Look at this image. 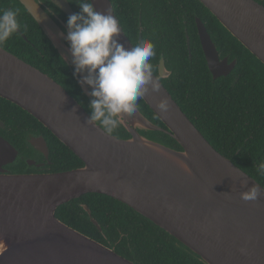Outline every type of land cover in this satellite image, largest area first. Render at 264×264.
I'll return each mask as SVG.
<instances>
[{
    "label": "water",
    "instance_id": "95a60500",
    "mask_svg": "<svg viewBox=\"0 0 264 264\" xmlns=\"http://www.w3.org/2000/svg\"><path fill=\"white\" fill-rule=\"evenodd\" d=\"M51 1L67 17L73 14L66 0ZM198 1L264 65V7L253 0ZM23 2L73 74L70 45L60 35H66V24L54 22L32 0ZM93 2L97 11L115 16L110 0ZM196 25L213 78L226 75L234 62H219L199 19ZM118 39L133 47L123 31ZM170 73L161 59L159 75L153 74L159 91L149 86L142 98L165 129L138 107L120 126L129 137L114 136L88 122L90 116L59 84L0 48V98L31 115L82 163L54 174L0 170V264H133L55 217L59 206L86 193L125 204L202 264H264V192L255 201L240 197L253 184L262 186L196 129L162 85ZM79 78L74 76L90 102L91 89L82 87ZM164 100L168 107L161 111L158 105ZM144 131L164 132L180 149L146 137ZM15 156L0 138V163Z\"/></svg>",
    "mask_w": 264,
    "mask_h": 264
},
{
    "label": "trees",
    "instance_id": "16d2710c",
    "mask_svg": "<svg viewBox=\"0 0 264 264\" xmlns=\"http://www.w3.org/2000/svg\"><path fill=\"white\" fill-rule=\"evenodd\" d=\"M110 2L119 25L133 45L138 44L139 31L142 40L151 39L156 45V55L149 61L154 73L160 54L163 53L164 58H169L170 65H167L171 68L172 75L169 80H164L163 84L172 92L177 104L196 129L218 153L231 160L264 188V176L256 172V167L264 160V65L231 36L198 0ZM195 16L205 24L212 38L216 37L218 44L228 43L232 46L238 57L234 73L238 79L234 84L232 78H221L213 82L205 62L201 59L196 64V56L193 53L194 45L198 44ZM185 30L189 37L191 60L188 59ZM40 35L44 45L56 59V69L59 68L63 72L61 74L57 71L55 79L87 109L76 81L57 57L48 40L41 32ZM138 107L146 112L153 122L162 126L142 99L138 101ZM46 131L50 136L48 142L51 147L59 145L70 151ZM150 138L176 150L180 149L174 140L162 134L152 132ZM71 156L75 158L72 153ZM164 235L171 240L170 245L178 259L172 261L171 258L163 257L160 264H202L196 256L178 246L174 238L166 233Z\"/></svg>",
    "mask_w": 264,
    "mask_h": 264
},
{
    "label": "flooded vegetation",
    "instance_id": "af4514ba",
    "mask_svg": "<svg viewBox=\"0 0 264 264\" xmlns=\"http://www.w3.org/2000/svg\"><path fill=\"white\" fill-rule=\"evenodd\" d=\"M32 1L48 14L54 22L58 23L59 20L66 24L68 17L51 0ZM66 1L73 13L80 11L77 5L78 0H71V2H69V0ZM253 1L264 7V0ZM5 8L18 11L21 28L8 41L0 43V48L47 75L68 93L62 84L55 79V77H57V71L61 74H63V72L59 68L56 69V59L50 52L49 48L44 45L40 32L45 39H47V37L26 9L23 0H0V10ZM197 19L199 18L195 16L194 23L198 44L197 46L196 44L194 45L193 53L196 56V64L200 62L201 59L205 62L208 75L213 82L221 78H232L231 81L232 84H234L238 79V77L234 75L238 64V57L235 55L232 46L228 43L226 45L218 44L216 37L212 38L205 24L199 19L215 46L219 62H224L226 65H230L234 62L233 68L227 71L226 75H220L213 78L212 73L207 67L205 54L201 49L196 25ZM63 31L65 32L64 29ZM139 36H141V31H139ZM185 38L188 49V59L191 60L192 53L186 30ZM47 40L50 43L49 39ZM139 41L138 38V43ZM50 45L74 79V75L71 73V70L68 69L57 50L51 43ZM131 45L133 47L135 46L132 43ZM161 59L164 62L165 68L171 72L168 78L161 79L162 85L164 86L163 81L170 79L172 70L168 67V65H170L169 58H164L163 53H161L157 63L156 72H153V74L155 76L159 75L158 66ZM164 87L168 91V88L166 86ZM79 90L88 105L89 102H87V98L80 88ZM168 93L176 102L177 100L174 98L172 92L168 91ZM68 94L74 98L70 93ZM74 99L76 100V98ZM76 101L90 116L88 107L86 109L82 102L78 100ZM141 111L152 123L156 124L146 112L143 110ZM96 123L99 124V122ZM160 127L165 129L163 125ZM46 130L48 129L31 115L29 116L28 113L20 110L16 105L0 98V138L5 140L16 152L15 158H10L8 161L5 160L0 163V170L16 174H54L65 172L72 168L81 167V161L71 151H66L59 145L56 147H51L49 145L48 141H50V136L47 134ZM140 133L150 138L152 132L144 131ZM155 133L170 138V136L164 132H153V134ZM49 134L52 133L49 131ZM110 134L114 136L129 137V134L121 127ZM71 153L75 158L71 156ZM74 163H77V165L75 166ZM139 216L140 215L135 211L120 201L98 193H86L78 198L71 199L59 206L55 211V217L61 223L105 246L133 264H160L163 257L165 259L171 258L172 261L177 260L178 255L175 254L174 249L170 245L171 240L164 235L165 232L163 231L164 233H162L160 231L161 229L158 227L157 229L151 222Z\"/></svg>",
    "mask_w": 264,
    "mask_h": 264
},
{
    "label": "clouds",
    "instance_id": "9594fccd",
    "mask_svg": "<svg viewBox=\"0 0 264 264\" xmlns=\"http://www.w3.org/2000/svg\"><path fill=\"white\" fill-rule=\"evenodd\" d=\"M77 5L80 11L67 18V33L60 35L70 45L73 75L80 77L78 83L82 87L87 85L91 89L88 122H99L105 132L113 133L122 125L125 115L132 116L137 111L138 101L148 93L149 86L151 91H159L149 62L156 55V45L151 39H143L136 46L126 48L118 39L122 31L115 16L109 11H97L93 0H78ZM18 16L17 10H0V43L20 30ZM85 72L87 75H81ZM158 107L165 111L167 101ZM256 172L264 176V160ZM262 192L264 188L253 184L240 197L255 201Z\"/></svg>",
    "mask_w": 264,
    "mask_h": 264
}]
</instances>
